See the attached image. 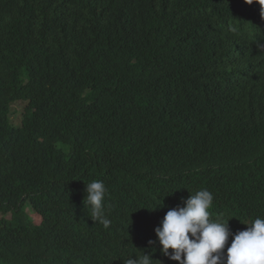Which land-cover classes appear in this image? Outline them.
Here are the masks:
<instances>
[{"label": "trees", "instance_id": "obj_1", "mask_svg": "<svg viewBox=\"0 0 264 264\" xmlns=\"http://www.w3.org/2000/svg\"><path fill=\"white\" fill-rule=\"evenodd\" d=\"M202 188L264 218V0H0V264H176L148 241Z\"/></svg>", "mask_w": 264, "mask_h": 264}, {"label": "clouds", "instance_id": "obj_2", "mask_svg": "<svg viewBox=\"0 0 264 264\" xmlns=\"http://www.w3.org/2000/svg\"><path fill=\"white\" fill-rule=\"evenodd\" d=\"M106 192L101 180L85 185L84 201L91 209L90 219L105 229L112 223L105 212ZM213 199V194L205 188L189 195L182 207L166 212L154 229L156 240H150L148 244L158 243L161 254L176 264H264V218H255L250 224H244V230L232 233L228 224L230 219L212 218L209 209ZM161 204L162 201L156 208ZM138 252L140 255L129 256L124 264L156 262L151 254Z\"/></svg>", "mask_w": 264, "mask_h": 264}, {"label": "rangeland", "instance_id": "obj_3", "mask_svg": "<svg viewBox=\"0 0 264 264\" xmlns=\"http://www.w3.org/2000/svg\"><path fill=\"white\" fill-rule=\"evenodd\" d=\"M11 109H12V112H13V114L10 117L11 123L14 126H20L23 114L26 111L29 110V108L27 106V103L26 102H22V101L15 102L14 104H12ZM6 199H9V197H7V198L0 197V202H4V200H6ZM26 214L31 216L35 222H37V223L40 222V217L37 216V215H33V213L30 212L29 208L26 209ZM9 217L10 216H8V218ZM16 219H19V220L22 221V220H24V217L19 215V216L16 217Z\"/></svg>", "mask_w": 264, "mask_h": 264}]
</instances>
